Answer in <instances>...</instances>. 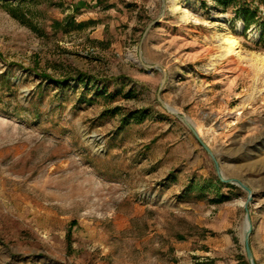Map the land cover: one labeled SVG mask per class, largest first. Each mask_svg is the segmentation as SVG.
I'll return each instance as SVG.
<instances>
[{"label": "rangeland", "instance_id": "1", "mask_svg": "<svg viewBox=\"0 0 264 264\" xmlns=\"http://www.w3.org/2000/svg\"><path fill=\"white\" fill-rule=\"evenodd\" d=\"M162 11V0H0V264L246 256L247 192L217 183L211 157L159 104L161 71L138 63ZM263 25L264 6L246 30L211 0H166L141 49L167 73L162 100L190 121L223 178L253 191L255 264H264ZM227 36L237 55H226Z\"/></svg>", "mask_w": 264, "mask_h": 264}, {"label": "water", "instance_id": "2", "mask_svg": "<svg viewBox=\"0 0 264 264\" xmlns=\"http://www.w3.org/2000/svg\"><path fill=\"white\" fill-rule=\"evenodd\" d=\"M163 2V11L160 15L163 16L166 10V0H162ZM159 17V18H160ZM158 19L154 20L152 23H150L147 28L145 29V31L143 32L141 41L139 43V50H138V63L141 67H143L146 71H148L149 73H151L153 70H159L162 73V79H161V84L157 93V100L159 102V104L161 105L162 108H164L167 112H169L172 115L175 116H180V118L182 119L183 123L189 128V130L193 133L194 137L196 138V140L200 143L201 147L206 151V153L211 157V159L213 160V163L215 165V170L217 173V176L219 178V180L222 183H226V184H231V185H237L239 187H241L243 190H245L248 194L247 200L244 203V210H245V236H244V244H245V254H246V258L247 261L249 262V264H255L254 261V257H253V253L250 247V236L252 233V226H251V222H250V216H249V204L253 198V191L250 190L245 184H243L241 181L236 180V179H225L222 176L221 173V169L220 166L215 158V155L213 154V152L209 149V147L201 140V138L199 137L198 133L196 132V130L194 129V127L192 126V124L190 123V121L185 117L180 115L177 111L175 110H171L168 105L162 100L161 98V90L163 88V86L165 85L166 81H167V73L165 71V69L161 66V65H149L147 64L143 57H142V44L148 34V32L150 31V29L157 24Z\"/></svg>", "mask_w": 264, "mask_h": 264}, {"label": "trees", "instance_id": "3", "mask_svg": "<svg viewBox=\"0 0 264 264\" xmlns=\"http://www.w3.org/2000/svg\"><path fill=\"white\" fill-rule=\"evenodd\" d=\"M217 7L227 11L229 9L233 10V14L241 19L245 25V29L249 30L252 26L258 24L260 20V7L264 6V0H211ZM56 26H59L60 23L56 22ZM81 27V25H80ZM263 34H264V25H263ZM140 120L137 116H134L133 119ZM220 185H223L221 181L217 182ZM227 187L233 188L232 185L226 184ZM237 264H249L246 256L242 255L239 257Z\"/></svg>", "mask_w": 264, "mask_h": 264}, {"label": "bare ground", "instance_id": "4", "mask_svg": "<svg viewBox=\"0 0 264 264\" xmlns=\"http://www.w3.org/2000/svg\"><path fill=\"white\" fill-rule=\"evenodd\" d=\"M183 3H185V2H183ZM174 9L181 10L180 6H178V5H175ZM223 41H224V44H225V53H226V55H237V51H236V49H237V41L235 39H233L232 37H230V36L225 37ZM169 108L171 110H174L171 107H169Z\"/></svg>", "mask_w": 264, "mask_h": 264}]
</instances>
